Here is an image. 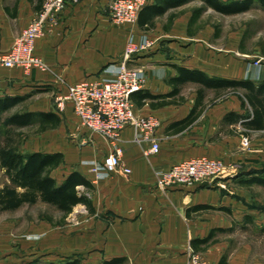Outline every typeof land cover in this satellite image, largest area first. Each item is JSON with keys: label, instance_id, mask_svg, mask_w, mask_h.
I'll return each mask as SVG.
<instances>
[{"label": "crops", "instance_id": "1", "mask_svg": "<svg viewBox=\"0 0 264 264\" xmlns=\"http://www.w3.org/2000/svg\"><path fill=\"white\" fill-rule=\"evenodd\" d=\"M108 2L81 0L60 15L34 45L43 69L25 73L0 67V98L21 97L25 103L38 94L26 112L52 113L61 119L59 127L41 132L24 144L21 152L61 154L63 162L50 173L57 184L76 172L93 188L77 189L88 198L91 210L84 205L74 207L63 225L33 222L14 238V226L0 223V264H188L191 254L199 255L206 264H220L223 258L225 264H264L252 258L248 240L233 247L236 237L247 235L251 225L255 229L260 221L264 225V215L250 213L243 196L237 194L246 188L239 186L235 177L245 172L248 161L264 157V137L251 141L249 149L242 147L239 131L243 126L235 117H228L249 112L246 102L245 107L241 105L245 91L205 87L193 81L175 86L172 82L179 76L178 69H183L213 80L259 84L264 82V66L260 65L264 50L254 54L246 51L243 34L227 36L222 46H214L218 33L203 27L201 15L190 26L192 11L203 7L200 1L197 8H189L188 3L169 10L155 18L148 30L137 23H113L107 14ZM41 3L0 0V53L11 48ZM151 4L152 0L146 6ZM141 36L152 43L151 50L139 53L127 66L138 68L145 80L140 93H134L135 98L139 99L141 93L159 97L139 107L133 102L136 117H152L159 123L156 136L160 149L158 154L148 156L144 153L149 145L135 142V128L127 127L120 141L110 144L80 130L70 104L59 111L54 101L68 85L113 79L127 44ZM256 61H260L258 66L254 65ZM174 89L177 93L170 95ZM187 89L190 92L185 94ZM192 111V122L182 124ZM249 133L261 135L264 131ZM116 148L121 151L123 165L131 171L129 175L106 174L100 168L103 158ZM198 158L224 163L222 178L226 183L236 182L233 194L213 185L158 186V171ZM94 167H98L96 173ZM0 172L4 174L1 168ZM198 207L209 209H194ZM78 208L80 213H76ZM74 214L77 216L69 220ZM19 223L16 221V225ZM42 234L47 236L43 248ZM209 236L208 243L203 244L201 241Z\"/></svg>", "mask_w": 264, "mask_h": 264}, {"label": "built area", "instance_id": "2", "mask_svg": "<svg viewBox=\"0 0 264 264\" xmlns=\"http://www.w3.org/2000/svg\"><path fill=\"white\" fill-rule=\"evenodd\" d=\"M80 2L81 0H42L40 10L20 32L11 48L5 53H0V67L18 68L25 73L33 69H43V62L34 54L36 40L57 22L68 7ZM149 2L150 0H109L107 9L116 25L135 26L139 12ZM151 45V42L147 43V47ZM137 49L130 47L125 52L113 79L68 85L65 93L57 95L54 101L59 111H63L65 105L70 104L78 120V128L110 144L119 142L123 130L127 127L135 128V142L149 145L144 153L148 156L159 152V139L156 136L159 123L152 117L138 118L135 115L131 97L144 88L145 80L138 68H128L126 64ZM259 64L260 61L254 62L255 66ZM241 145L244 148L249 147L250 142L246 136L242 135ZM100 168L106 174L121 172L129 175L131 172L123 165L118 148L103 158ZM97 169L98 167H94L92 171L96 173ZM224 169L225 165L220 160L191 159L173 165L167 171H158L157 184L160 188L202 185L211 178L218 177ZM188 264L206 263L199 255L191 254Z\"/></svg>", "mask_w": 264, "mask_h": 264}, {"label": "trees", "instance_id": "3", "mask_svg": "<svg viewBox=\"0 0 264 264\" xmlns=\"http://www.w3.org/2000/svg\"><path fill=\"white\" fill-rule=\"evenodd\" d=\"M192 0H152V4L141 9L137 19V25L141 29L148 30L154 25V19L161 17L171 9H176L190 3ZM203 7L192 11L190 26L205 9L225 15H237L245 13L255 6L264 8V0H198ZM179 76L172 80L174 85H180L188 81H193L205 87H223L230 88L234 92L244 90L245 94L242 101V107L246 103L249 112L245 115L230 114L228 117L234 118L240 122V125L246 131H264V82L255 84L249 81H221L208 79L204 75L194 74L188 70L178 69ZM194 74V75H193ZM140 93V92H139ZM174 89L170 95H175ZM134 95V94H133ZM132 95V102L142 106L148 100H156L159 97L151 96L147 93H141L138 98ZM25 101L21 97H3L0 98V129L4 140L0 145V168L8 180V184L0 189V213L16 211L24 205H35L42 203L55 208L61 212L64 218L69 215L73 208L78 205H84L91 210L90 202L86 196L78 192V188L92 190L91 184L80 174L73 172L69 174L60 184L50 176L52 170L56 169L62 162L61 154H43V153H22L19 147L14 143L11 135V128H26L38 126L39 132L47 129L59 127L61 119L52 113H13L6 118L1 116L11 109L19 106ZM246 102V103H245ZM192 113L182 124H190L191 118H195ZM227 118V117H226ZM243 136H248L243 133ZM238 185L243 188L254 186L264 188V164L258 170H250L247 173L238 174L235 177ZM195 210H206L207 207L194 208ZM51 222V221H50ZM62 223V222H61ZM264 232V228L262 229ZM211 236L201 241L208 243ZM193 246V243H191ZM51 264V263H46ZM53 264V263H52ZM65 264H78L76 261ZM225 264V258L220 261Z\"/></svg>", "mask_w": 264, "mask_h": 264}, {"label": "rangeland", "instance_id": "4", "mask_svg": "<svg viewBox=\"0 0 264 264\" xmlns=\"http://www.w3.org/2000/svg\"><path fill=\"white\" fill-rule=\"evenodd\" d=\"M197 1L198 0H193L192 2H190L191 4L189 5V8H197L198 6ZM107 14L109 18L111 19L109 9H107ZM199 21L201 22L203 27H210L214 30V32L218 33V38L214 40L213 42L214 46H217V47L222 46L227 36H230L233 38V37H237L239 34H243L244 36L243 47L246 51H248L250 54L252 53L254 54L255 52H258V50L260 51L264 50V10L260 9L259 7H254L252 8V10L248 12L241 13L238 15H233V16H225V15L215 13L214 11H211V10H206L204 13L201 14V18ZM147 43L149 42L147 41L145 36H141L137 42L128 43L123 52L122 61H123L125 52L130 47H134V48L136 47L138 49L131 55L130 60L127 62V64H129L131 60H134V58H137L138 57L137 55L139 53L143 54L151 50L150 47H147ZM260 65L264 66V61H262ZM128 68H133V67H128ZM189 92L190 90L187 89L185 91V94H188ZM36 95L37 97L39 96L38 94ZM34 97L35 96H33V98ZM37 97L36 99H38ZM33 98L28 99L25 103L20 104L19 106L16 107V109H14L8 114H12L14 112L16 113V111L17 112L24 111V110L26 111V107L32 101L36 100ZM8 116L9 115H6V117ZM11 130H12L11 137L14 143L16 144V146L19 147V149H21L22 146H24V144L26 143L28 144L31 141H33L35 136L41 134V132H39L38 126L36 125L26 127V128H21V129L11 128ZM239 133L240 134L247 133L248 134L247 138L249 139L250 143L251 141H255V139L258 138L259 136L264 137V133L261 135L250 134L248 131H245L244 128H241ZM3 140H4V136H2V130L0 129V145L2 144ZM249 148H250V145L246 149H249ZM252 161L254 160H250L248 161L246 165H244V170H245L244 173H247L250 170H258L264 164V157L263 159H259L257 162H252ZM223 176H224V173L222 172L218 177L211 178L210 180L204 182L202 185L217 186V187H220L223 193H228V195L229 193L233 194L231 189H235V183L241 179H237L236 182L233 181L232 183H226L225 182L226 179L222 178ZM6 180L7 178L5 174H2L0 172V187H3L7 184ZM237 194L243 196L242 197L243 202L247 204V210L250 213L255 214L257 216H262L263 218L264 188L254 186L251 188H246L245 191H243V193L238 191ZM237 198L239 197L237 196ZM77 210L78 211H76V213H80L81 209L78 208ZM75 216H77V214H74L73 216L69 217V220L72 217L75 218ZM16 221L20 222L19 225H16ZM37 221H42V224H45V222H48V221H52L51 223H53L54 225H63L65 219L63 221L62 214L59 211H57L55 208L42 204V203H36L35 205H31V206L24 205L16 211L0 213V223L8 222L9 224L14 226L12 228V233L14 235V238H17L21 232L25 231L28 224H31ZM75 221L76 220H74L73 223ZM70 224H72V222ZM258 224L260 226L258 227V229H255L254 226L251 225L247 231V235L246 234L238 235L236 237V241L233 243V247H238L240 246V243H244L246 240H248V242L250 243V246L252 247V258L253 259L257 258L264 263V232H262V229H260L261 227L264 228V225L262 224L261 221L258 222ZM46 237H47L46 234H42L40 237L42 248L44 247ZM18 243H15V244H17L18 246ZM24 247L27 249L26 246Z\"/></svg>", "mask_w": 264, "mask_h": 264}]
</instances>
